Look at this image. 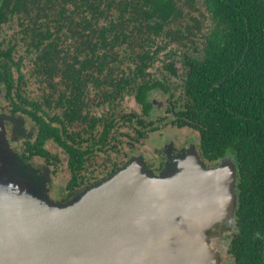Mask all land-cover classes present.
Wrapping results in <instances>:
<instances>
[{
  "label": "flooded vegetation",
  "instance_id": "obj_1",
  "mask_svg": "<svg viewBox=\"0 0 264 264\" xmlns=\"http://www.w3.org/2000/svg\"><path fill=\"white\" fill-rule=\"evenodd\" d=\"M179 6L183 16L169 19L159 33L135 31L139 25L126 13V25L115 30L120 35L124 32L126 37L123 39L122 35L117 40L114 34L111 50L106 48L101 55L107 56L103 74L113 69V76L119 73L118 81L114 78L107 83L94 68L80 67L76 77L86 80L81 96L80 91H71L61 81L62 77L68 79L63 67V74L42 77L39 70L33 71L32 59L23 61L19 97L9 95L4 83L0 85V145L4 142L1 143V135L2 139L6 135L14 153L44 178L49 196L57 202L67 201L85 187L102 182L134 159L143 160L155 174H160L187 153H196L208 168L217 167L223 158L232 156L237 195L234 217L214 225L209 234L217 239L221 264H264V244L250 246L251 237L247 241L241 237L237 223L239 175L235 156L228 153L216 161L204 156L198 129L201 126L187 104L191 94L187 85L200 69L192 67L208 53L213 32L223 24L217 22L203 0ZM112 10L114 15L118 13V7ZM181 25L188 26V32L183 33ZM71 56L65 57L69 63L74 62ZM30 83H34L35 94L28 90ZM62 94L70 102L60 101ZM72 108L77 114L68 122ZM53 127L59 129L61 140H54L52 135L42 144L45 155H30L27 141L34 146L39 135L44 134L42 129L50 131ZM71 143L80 147L69 149ZM70 150L80 152L79 170L71 166Z\"/></svg>",
  "mask_w": 264,
  "mask_h": 264
},
{
  "label": "trees",
  "instance_id": "obj_2",
  "mask_svg": "<svg viewBox=\"0 0 264 264\" xmlns=\"http://www.w3.org/2000/svg\"><path fill=\"white\" fill-rule=\"evenodd\" d=\"M197 1L0 0V85L4 83L9 95L19 97L22 93L19 85L24 78L21 65L27 58L32 59L33 71L39 70L37 73L42 77L63 74L60 68L63 67L68 79L60 76L61 81L71 91H80V96L86 82L76 77L80 67L94 68L96 75L107 83L114 78L117 82L119 73L113 76V69L103 74L107 56L101 55L106 48L111 50L114 34L117 40L124 35L115 30L126 25L127 14L139 25L135 31L159 33L169 19L183 16L179 3ZM203 3L223 25L213 32L208 53L192 67L200 69L187 85L191 93L187 104L193 119L201 126L198 129L204 156L212 161L228 153L235 156L241 237L246 241L251 237L250 246L264 244V0H203ZM113 7H118L115 15ZM179 29L188 32V26L181 25ZM8 30L12 32L9 34ZM66 56L73 57L74 62H67ZM71 70L76 71L72 74ZM62 99L70 102L64 94ZM76 111L71 109L68 122L74 119ZM62 130L65 131V123ZM42 131L44 134L39 135L34 146L27 141L30 155H45L42 144L52 135L54 140H61L58 128ZM68 145L69 149L80 147L75 143ZM70 152L71 166L79 170L80 152Z\"/></svg>",
  "mask_w": 264,
  "mask_h": 264
},
{
  "label": "water",
  "instance_id": "obj_3",
  "mask_svg": "<svg viewBox=\"0 0 264 264\" xmlns=\"http://www.w3.org/2000/svg\"><path fill=\"white\" fill-rule=\"evenodd\" d=\"M235 179L232 156L208 168L187 153L160 174L134 159L61 203L6 148L0 151V264H221L209 230L232 221Z\"/></svg>",
  "mask_w": 264,
  "mask_h": 264
},
{
  "label": "rangeland",
  "instance_id": "obj_4",
  "mask_svg": "<svg viewBox=\"0 0 264 264\" xmlns=\"http://www.w3.org/2000/svg\"><path fill=\"white\" fill-rule=\"evenodd\" d=\"M9 34L12 32V31H10V30H8L7 31ZM33 84L34 83H30L29 84V92H30V94H35L36 92H37V90L35 89V88H33ZM2 141H4L3 142V144H1L0 145V151L1 152H4L5 151V149L6 148H8V150H9V152H10V150H11V152H14V150L12 149V146H11V144H9V142L7 141V137H6V135L3 137V139H2V135H1V143H2ZM37 172V171H36ZM63 179V177H61V180ZM234 183H235V181H234ZM45 192H46V194L48 195V197L50 198V199H52L53 201H55L53 198H51L50 196H49V189H48V187L46 186V181H45ZM57 202V201H56ZM219 249V248H218ZM220 251V250H219ZM221 254V253H220ZM222 256V255H221Z\"/></svg>",
  "mask_w": 264,
  "mask_h": 264
}]
</instances>
